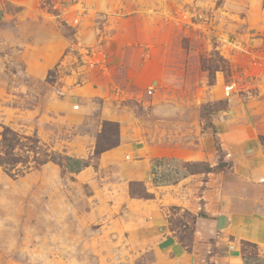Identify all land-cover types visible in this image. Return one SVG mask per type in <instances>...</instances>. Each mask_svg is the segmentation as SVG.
<instances>
[{
  "label": "rangeland",
  "instance_id": "obj_1",
  "mask_svg": "<svg viewBox=\"0 0 264 264\" xmlns=\"http://www.w3.org/2000/svg\"><path fill=\"white\" fill-rule=\"evenodd\" d=\"M263 62L264 0H0V123L39 147L12 174L0 165V264H165L174 244L191 252L197 219L163 185L205 165L136 143L160 152L216 133L229 98L217 94L240 103L264 91ZM107 120L120 142L96 154L117 139ZM51 154L89 165L72 172ZM145 158L149 178L131 177ZM145 218L171 237L131 243L126 226ZM207 249L204 264H225V244L213 242L214 258Z\"/></svg>",
  "mask_w": 264,
  "mask_h": 264
},
{
  "label": "crops",
  "instance_id": "obj_2",
  "mask_svg": "<svg viewBox=\"0 0 264 264\" xmlns=\"http://www.w3.org/2000/svg\"><path fill=\"white\" fill-rule=\"evenodd\" d=\"M261 73L264 74V62ZM226 95L217 94L222 99ZM228 97V107L213 118L216 133L199 132L185 145L172 150L163 148L160 152L154 149L155 142L151 140L136 143L137 152L147 156H174L213 168L218 167L220 159L225 164L211 172L202 169L175 183H164L170 184L163 185L169 189L170 205L198 215L192 251L174 244L167 251L169 258L165 264H204L207 257L198 250L199 246L208 247V258H214L213 242L218 246L225 244L222 256L225 264H244L240 253L242 240L264 246V145L260 138L264 135V91L247 95L240 103L230 93ZM141 160L128 164L126 169L131 177L149 178L151 160ZM126 227L131 228L128 230L131 243L156 241L162 234L164 238L171 237L168 225L147 218Z\"/></svg>",
  "mask_w": 264,
  "mask_h": 264
},
{
  "label": "trees",
  "instance_id": "obj_3",
  "mask_svg": "<svg viewBox=\"0 0 264 264\" xmlns=\"http://www.w3.org/2000/svg\"><path fill=\"white\" fill-rule=\"evenodd\" d=\"M47 3H50V0H47ZM107 125L109 126L114 125L116 127L117 139L115 141H112L110 144H107V146L105 145L103 147H100L98 144L95 151L96 154H100L111 147H115L119 145L120 142L119 131H118L119 124L114 121H108V120L104 121V126ZM0 127L3 128L2 130H0V135H1L0 165L4 167L6 172L12 174L13 171L19 169L18 168L19 165H26L29 161L28 154L25 155L22 151H26L28 153L29 151L38 150L39 148L38 139L20 135L10 127L4 126L1 123H0ZM108 130L113 132L112 127H109ZM260 138L262 144L264 145V135L260 136ZM107 142L109 143L108 140ZM37 152L38 151H36V153ZM43 155L48 156L49 154L48 152L44 151ZM51 155H52L51 158L53 160H55L58 164H60L61 166L72 172H79L83 168L89 165V162L87 160L81 158H76L72 156H56L55 154H51ZM46 160L47 158L43 157L41 158V160H38V162L42 164L46 162ZM186 164L189 165L188 163ZM194 164H201V163L194 162ZM204 165H205V171L207 172H211L216 169L209 166L208 164H204ZM223 166H225V164L220 162L217 168H222ZM190 172H192V170ZM193 216L195 217V219H197L198 217V215L196 214H193ZM248 247L252 248V250L247 253ZM240 253L244 264H264V256L262 255L264 254V246H261L251 241L242 240L240 246Z\"/></svg>",
  "mask_w": 264,
  "mask_h": 264
},
{
  "label": "built area",
  "instance_id": "obj_4",
  "mask_svg": "<svg viewBox=\"0 0 264 264\" xmlns=\"http://www.w3.org/2000/svg\"><path fill=\"white\" fill-rule=\"evenodd\" d=\"M227 95H229V89L227 90ZM169 164H170V163L167 162V164H166L165 166L168 167V168L171 167V170H170V171H173V170H174V169H173V168H174V165L171 166V165H169ZM163 167H164V165H163ZM166 167H165V169H166ZM166 170H167V169H166Z\"/></svg>",
  "mask_w": 264,
  "mask_h": 264
}]
</instances>
